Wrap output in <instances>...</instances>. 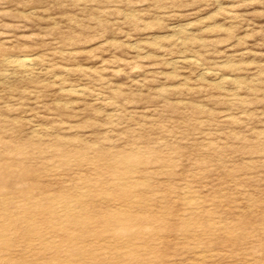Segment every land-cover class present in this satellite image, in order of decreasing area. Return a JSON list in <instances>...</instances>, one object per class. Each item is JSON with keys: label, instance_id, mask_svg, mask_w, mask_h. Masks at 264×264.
<instances>
[{"label": "rangeland", "instance_id": "374dc122", "mask_svg": "<svg viewBox=\"0 0 264 264\" xmlns=\"http://www.w3.org/2000/svg\"><path fill=\"white\" fill-rule=\"evenodd\" d=\"M0 264H264V0H0Z\"/></svg>", "mask_w": 264, "mask_h": 264}]
</instances>
